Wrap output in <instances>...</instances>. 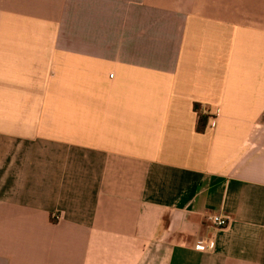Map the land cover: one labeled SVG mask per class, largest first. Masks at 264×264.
I'll return each instance as SVG.
<instances>
[{"label":"crops","instance_id":"0c3cea01","mask_svg":"<svg viewBox=\"0 0 264 264\" xmlns=\"http://www.w3.org/2000/svg\"><path fill=\"white\" fill-rule=\"evenodd\" d=\"M0 264H264V0H0Z\"/></svg>","mask_w":264,"mask_h":264},{"label":"built area","instance_id":"2783aa9c","mask_svg":"<svg viewBox=\"0 0 264 264\" xmlns=\"http://www.w3.org/2000/svg\"><path fill=\"white\" fill-rule=\"evenodd\" d=\"M112 77V75H110ZM202 115H207V112L201 113ZM205 220L219 228H225L229 224V219L226 217L218 216V215H208ZM197 251H204L205 246L202 243H199L195 246Z\"/></svg>","mask_w":264,"mask_h":264},{"label":"trees","instance_id":"16d2710c","mask_svg":"<svg viewBox=\"0 0 264 264\" xmlns=\"http://www.w3.org/2000/svg\"><path fill=\"white\" fill-rule=\"evenodd\" d=\"M205 122H206V116L200 114L198 116V123H197V129H198V131H203L204 126H205Z\"/></svg>","mask_w":264,"mask_h":264}]
</instances>
